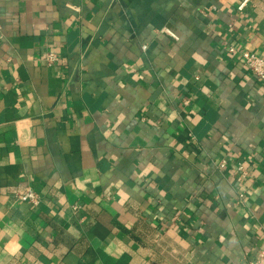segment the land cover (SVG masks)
Masks as SVG:
<instances>
[{"label": "crops", "instance_id": "obj_1", "mask_svg": "<svg viewBox=\"0 0 264 264\" xmlns=\"http://www.w3.org/2000/svg\"><path fill=\"white\" fill-rule=\"evenodd\" d=\"M243 1L0 0V264L264 251V80L243 61L264 58V0Z\"/></svg>", "mask_w": 264, "mask_h": 264}, {"label": "built area", "instance_id": "obj_2", "mask_svg": "<svg viewBox=\"0 0 264 264\" xmlns=\"http://www.w3.org/2000/svg\"><path fill=\"white\" fill-rule=\"evenodd\" d=\"M248 3V0H244L240 5L239 9L242 10L246 4ZM173 35V34H172ZM173 37H175L173 35ZM144 49H146V46H144ZM231 51H233V48H231ZM58 56L54 53H48V61L50 63L57 62ZM243 61L245 66L252 72L254 76H256L259 79L264 80V58H261L253 53L245 52L243 55ZM240 170H242V167H239ZM20 200L33 204V205H39L41 200L37 192H35L31 188H27L23 193L18 194L17 196ZM249 264H264V251H261L257 258L253 261H251Z\"/></svg>", "mask_w": 264, "mask_h": 264}]
</instances>
